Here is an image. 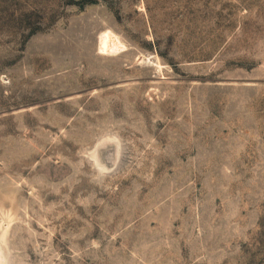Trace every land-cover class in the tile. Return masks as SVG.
<instances>
[{
    "label": "rangeland",
    "instance_id": "1",
    "mask_svg": "<svg viewBox=\"0 0 264 264\" xmlns=\"http://www.w3.org/2000/svg\"><path fill=\"white\" fill-rule=\"evenodd\" d=\"M6 211L5 264H264V0H0Z\"/></svg>",
    "mask_w": 264,
    "mask_h": 264
},
{
    "label": "bare ground",
    "instance_id": "2",
    "mask_svg": "<svg viewBox=\"0 0 264 264\" xmlns=\"http://www.w3.org/2000/svg\"><path fill=\"white\" fill-rule=\"evenodd\" d=\"M97 48L104 55H117L126 49L124 42L110 30L100 32ZM160 69V63L158 64ZM12 217L9 211L4 212L0 221V264H5L3 249L5 248L6 229Z\"/></svg>",
    "mask_w": 264,
    "mask_h": 264
}]
</instances>
